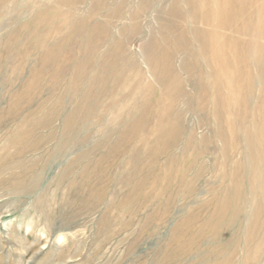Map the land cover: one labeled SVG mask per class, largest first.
Here are the masks:
<instances>
[{
  "label": "rangeland",
  "instance_id": "374dc122",
  "mask_svg": "<svg viewBox=\"0 0 264 264\" xmlns=\"http://www.w3.org/2000/svg\"><path fill=\"white\" fill-rule=\"evenodd\" d=\"M182 4L0 0V264H264V160L243 136L259 25L242 22L245 105L246 76L221 80L223 44L203 62Z\"/></svg>",
  "mask_w": 264,
  "mask_h": 264
},
{
  "label": "bare ground",
  "instance_id": "6f19581e",
  "mask_svg": "<svg viewBox=\"0 0 264 264\" xmlns=\"http://www.w3.org/2000/svg\"><path fill=\"white\" fill-rule=\"evenodd\" d=\"M195 1H196V3L193 4V2H195ZM239 1L242 2L243 0H239ZM146 2H147V0H146ZM151 2H153V1H151ZM182 3H183L182 5H184L183 8L186 7V9L188 10V13H189L188 17H189L190 22L192 24H194L191 27V31H192V29H196L195 31H192V33H191L194 36V38H193L194 44L192 45V47L198 43V47H197L198 55L200 58L202 57L203 62L205 61L204 55H203V52L205 49H208V51H210L212 54L217 53L220 50L222 51V48H219V45L222 46V44H223V49H225V53H226L225 54L226 55L225 56V62L227 63V65L224 64V66L217 69L220 73L216 72L218 75L222 76L221 80L230 79L231 83L237 86L238 84H240L242 82L241 78H239L240 77L239 74H244L246 76V79H244L242 82V88L244 89L245 94H246V96H245L246 98H245V102H244L246 105L248 103V101L251 100V99L248 100V98L251 97V93L253 90V83H255V82H253L254 77L249 76L250 75L249 74L250 73V67H249L250 64H249V60H248L249 56L247 55L246 49L244 47V40L246 37H248V34L244 30V26H243L244 24H242V22H243V20H245V15H248L250 23H253L254 25L255 24L259 25V27H258L259 28L258 29L259 35L255 34L253 36L254 37L253 39L261 42L262 45H264V0H250L249 5L246 6V8L243 12L240 10V13L235 14V15H230V16H229V14H226L227 13V5H226V2L223 3L222 0H182ZM176 9H177V6L174 8L172 7L171 16H174V14H176L175 12L178 10V9L177 10ZM216 12H217V14H219L218 16H215ZM256 12H259V15H261L259 18H258V16H256ZM177 13H178V11H177ZM198 20H200V24H202V25H204V27H206L205 28L206 31H207V29H210V30L212 29L215 32L216 31L219 32L220 30L226 31V29H230L229 30V33H230L229 40H224L222 35H220V34L216 35L213 33L210 35L207 44L201 43L199 41V37L201 35V32H203V33H205V32L204 31H197V28H196L197 25L196 24H197ZM220 21L226 22V24L231 23L233 25H221ZM178 27H179V25H178ZM182 31L184 32V30H182ZM249 31H248V33H249ZM210 44L212 46H210ZM187 45H186V47L190 46V45L189 46H187ZM159 47H161V46L158 45V47L156 48V51L159 54V56L161 57L163 64H165V66L168 65L167 67H169V64L172 61V57H171L172 55L171 54L175 53L176 51L178 52L177 49H179L181 47L179 45L176 46V44L173 43L170 46L171 49L168 47L167 50H163L161 52H159ZM152 52H153V50H152ZM262 52H263V57H264V50ZM157 53H155V55ZM150 57H154V55L153 56L151 55ZM150 57H149V60H150ZM160 57H159V59H160ZM156 59H157V57H156ZM156 59H155V61H156ZM159 59H158V61H159ZM152 60H153V58H152ZM155 61H153V63H156ZM160 64H161V62H160ZM208 64H209V62H208ZM188 65H190V64H188ZM192 65H194V64H192ZM203 65H205V64H203ZM157 66H158V64H157ZM186 66L187 65H185V67ZM234 66H237V68L233 69ZM170 67H172V65H170ZM155 69H156V67H155ZM163 71H165L164 66H163ZM171 71H174V70H171ZM158 72H160V71H158ZM167 72H165V73H167ZM211 72L213 73V71H211ZM204 73H205V71H204ZM168 74H169V72H168ZM170 74H171V72H170ZM176 79H178V78H176ZM159 80L160 79H158V81ZM177 81H180V80H177ZM254 81H255V79H254ZM160 82H161V84H163V77H162L161 81H159V83ZM172 84H173V82H172ZM175 84H178V83L175 82ZM174 86H176V85H174ZM260 93H261L262 98H261V104L259 105V107L256 108V110L258 109L257 114L254 117H252L251 119H249V117H248V120H249V121H247L248 127L246 126L247 128L246 129L244 128L245 130H243V128H242V130H243V136L249 141V143H251L252 148H254L253 150H255V152L253 154L255 156V158H258L260 156L264 160V144H262V148H261L258 146L259 141L256 142V140H257L256 137H263L262 140L264 142V89H263V92H260ZM256 98L259 99V97H256ZM159 101H161V99ZM256 116H257V118H256ZM256 126H259V129L252 130ZM245 138H244V140L246 141ZM256 160L257 159H255L254 161H256ZM261 168H262V166H261ZM262 169H264V168H262ZM262 172H263V170H262ZM251 178H253V177H251ZM254 178H255V176H254ZM259 180H260V178H259ZM263 180H264V178H263ZM261 181H262V179H261ZM250 184H251V182H250ZM261 184L262 183H260V185ZM263 190H264V187H263Z\"/></svg>",
  "mask_w": 264,
  "mask_h": 264
}]
</instances>
